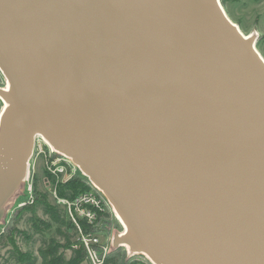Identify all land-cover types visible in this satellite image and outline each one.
<instances>
[{
	"label": "water",
	"instance_id": "obj_1",
	"mask_svg": "<svg viewBox=\"0 0 264 264\" xmlns=\"http://www.w3.org/2000/svg\"><path fill=\"white\" fill-rule=\"evenodd\" d=\"M220 0H0V222L41 135L154 264H264V59Z\"/></svg>",
	"mask_w": 264,
	"mask_h": 264
},
{
	"label": "rangeland",
	"instance_id": "obj_2",
	"mask_svg": "<svg viewBox=\"0 0 264 264\" xmlns=\"http://www.w3.org/2000/svg\"><path fill=\"white\" fill-rule=\"evenodd\" d=\"M227 16L244 35L255 34L254 46L264 59V0H220ZM5 79L0 72V87ZM3 102L0 99V110ZM64 169L60 172L56 168ZM26 180L16 197L8 204L0 222V264H65L72 253L68 241L77 240L74 229L61 212L57 198V187L67 182L89 188V180L70 168L62 155L50 150L38 137L28 162ZM31 185V190L28 186ZM66 192V190H64ZM56 195V196H55ZM36 198L43 199L59 211L58 222L43 211ZM99 243L93 246L98 257L116 258L122 264L126 258L123 247L113 249L107 240L115 231H122L123 225L112 216L101 224ZM76 248H78V244ZM106 248V249H105ZM84 260L80 264H91L87 251L82 249Z\"/></svg>",
	"mask_w": 264,
	"mask_h": 264
},
{
	"label": "built area",
	"instance_id": "obj_3",
	"mask_svg": "<svg viewBox=\"0 0 264 264\" xmlns=\"http://www.w3.org/2000/svg\"><path fill=\"white\" fill-rule=\"evenodd\" d=\"M67 164L72 173L76 169L74 167L75 165L69 162H67ZM56 169L61 172L64 168L61 167ZM26 179L27 178L25 177V180ZM89 184V188L77 193L72 198H56L57 203L63 208L65 218L72 224L77 240L82 244L84 250L87 251L90 263L103 264L105 255L98 257L93 249V246L99 243L98 232L101 229V224H104L108 219L115 215L112 207L104 195L91 182ZM31 188V185H29L28 190H31ZM107 240L110 243L111 236L108 237ZM75 248L76 244H73L69 249L73 250ZM125 251L126 258L122 264H154L144 254L130 253L127 249Z\"/></svg>",
	"mask_w": 264,
	"mask_h": 264
},
{
	"label": "trees",
	"instance_id": "obj_4",
	"mask_svg": "<svg viewBox=\"0 0 264 264\" xmlns=\"http://www.w3.org/2000/svg\"><path fill=\"white\" fill-rule=\"evenodd\" d=\"M73 182H67L64 185L58 186L57 191L59 193V197H68L72 198L75 196L77 193L82 192L85 190V188L81 187L80 184H72ZM66 190V192H64ZM41 204L43 211L48 213L50 217L55 221L58 222V216H59V211L57 208L49 206V204L46 203L43 199L36 198V204ZM61 212L64 214L63 208L59 205ZM65 216V215H64ZM68 225L72 227V224L68 220ZM74 243L78 244L77 249H73L71 255L69 258L66 260L65 264H80L83 262L84 257L83 254L81 253L83 246L82 244L78 241H68V248H71ZM117 259L116 258H107L104 260L103 264H116Z\"/></svg>",
	"mask_w": 264,
	"mask_h": 264
},
{
	"label": "bare ground",
	"instance_id": "obj_5",
	"mask_svg": "<svg viewBox=\"0 0 264 264\" xmlns=\"http://www.w3.org/2000/svg\"><path fill=\"white\" fill-rule=\"evenodd\" d=\"M4 79H5V78H4ZM3 87H6V81H5V85H4ZM38 137L42 138L43 142H44L45 144H47L48 147H50V150H51V151L55 152L54 149H53V148L50 146V144L47 142V140H45L41 135H37L35 141L37 140ZM55 153H56V152H55ZM62 159L72 164V162L70 161V159L67 158L66 156H63V155H62ZM74 167L76 168V170H78L79 173H81L82 175H84V174H83V173H82V172H81L76 166H74ZM84 176H85V175H84ZM85 177L87 178V176H85ZM114 215H115V218L117 219V221L121 223L120 218L118 217V215H117L115 212H114ZM121 247H123V248L126 250V247H125V246H121Z\"/></svg>",
	"mask_w": 264,
	"mask_h": 264
}]
</instances>
